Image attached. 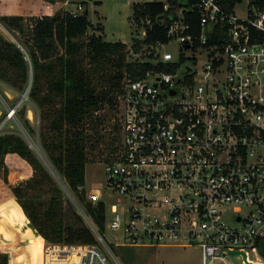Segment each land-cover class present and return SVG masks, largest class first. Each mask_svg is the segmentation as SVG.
Returning a JSON list of instances; mask_svg holds the SVG:
<instances>
[{
	"label": "built area",
	"instance_id": "built-area-1",
	"mask_svg": "<svg viewBox=\"0 0 264 264\" xmlns=\"http://www.w3.org/2000/svg\"><path fill=\"white\" fill-rule=\"evenodd\" d=\"M171 7L167 1L158 20L171 40L143 46L165 68L122 81L115 104L121 135L104 163L103 190L87 192L95 208L105 204V228L121 238L108 241L81 207L96 243L56 244L71 253L83 247L80 264H123L114 245H194L202 264H264L257 245L264 235V7L248 0L241 16L236 6L199 0V37L186 33L184 8ZM217 25L226 44L209 43ZM175 42L177 53L164 49ZM141 55L129 49L131 59ZM60 256L50 264H71Z\"/></svg>",
	"mask_w": 264,
	"mask_h": 264
},
{
	"label": "trees",
	"instance_id": "trees-1",
	"mask_svg": "<svg viewBox=\"0 0 264 264\" xmlns=\"http://www.w3.org/2000/svg\"><path fill=\"white\" fill-rule=\"evenodd\" d=\"M167 1L172 4V12L184 8V20L189 25L186 33L198 37L201 35V16L197 8H193L199 0L135 2L134 18L137 24L146 30L145 37L136 40L133 45L137 52H140L144 45L168 43L171 40L169 28L158 21L160 16L166 15L164 4ZM220 1L231 11L243 0ZM49 4L51 5L52 1H49ZM250 4L264 7V0H250ZM3 20L21 33L23 47L0 34V80L24 92L31 78L30 98L41 109L43 120L49 124L48 130L43 134L44 149L54 168L77 190L79 185L86 182L88 145L94 148L95 143L103 138L101 134L100 138L92 139L88 132L90 129L98 131L93 117L100 104L103 101L116 104L114 94L121 90L125 78H142L149 70H162L165 65L153 63L156 57L150 47L145 50L151 51L147 54V59L133 60L129 57L126 42L107 41L101 35L95 34L87 41L80 40L91 26L88 9L76 15L68 10L53 15L43 14L36 18L33 29L29 32L25 31L20 18L16 16H3ZM227 42L228 36L224 28L221 25L215 26L209 43ZM24 47L31 60L33 77ZM85 61L89 63L90 68L85 66ZM98 70L107 74L106 85L100 88L95 83ZM116 126L115 128H118ZM110 145L111 151L114 152L113 142ZM20 176L26 179L23 183L15 184ZM48 180L54 184L45 166L20 135H0V213L7 216L6 208L13 201L5 204L3 201L6 199L15 198L20 202V209L25 212L21 214L25 222L23 226L26 225L28 217L38 234L49 242L43 244L41 236L31 239L35 249L34 255L39 262L44 256L45 264H48L49 247L69 248L56 243H96L95 235L82 216L76 214L75 224H66L60 187L53 188L47 205L39 194L33 195L31 191L35 190L36 186L42 187ZM80 196L84 197L83 194ZM86 206L88 213L104 232L105 204L100 203L96 208L91 203ZM13 213H17V209L10 210V216L6 217L10 224ZM4 230V225L0 223V232ZM27 232H31V229L28 228ZM257 245L264 258V235L257 239ZM79 248L82 247L73 249ZM0 264H9L8 252L0 251ZM10 264H16L14 259Z\"/></svg>",
	"mask_w": 264,
	"mask_h": 264
},
{
	"label": "rangeland",
	"instance_id": "rangeland-1",
	"mask_svg": "<svg viewBox=\"0 0 264 264\" xmlns=\"http://www.w3.org/2000/svg\"><path fill=\"white\" fill-rule=\"evenodd\" d=\"M52 1V4H49ZM147 0H0V34L6 39L17 42L22 46V35L17 29L8 26L3 16H16L20 18V23L26 32L33 29L34 22L38 16L43 14L53 15L68 10L77 14L83 13L86 9L89 10V19L91 26L87 33L80 40L87 41L92 35H101L107 41H123L127 43L128 49H134L133 45L136 40L144 36L143 26H139L134 18L133 4L135 2L143 3ZM79 4L82 9H79ZM235 10L237 14L245 16L248 10V0L236 4ZM23 47V46H22ZM164 49L172 50L177 53L179 51V43H169L164 46ZM26 53V57L30 66L31 77H33V68L30 57ZM146 49H143L139 60L147 59ZM84 54V50L82 52ZM147 53V54H146ZM82 54V55H83ZM87 68L90 65L87 61L84 62ZM107 74H103L102 70L96 71L95 83L97 86L103 87L106 85ZM33 79V78H32ZM46 84V83H45ZM46 86V85H45ZM31 78L26 91L22 92L12 87L10 84L0 80V127L1 133H15L20 135L29 145L33 153L45 166L48 174L53 178V182L49 180L42 187L36 186L31 192L33 195L39 194L47 205L52 197V191L55 186L61 188V196L64 202L65 222L67 225L75 224V215L82 216L84 222L90 227V223L84 217L81 207L87 208V204L91 203V199L87 196V192L103 190L104 184V163L113 154L110 143L113 142V147H116L117 141L120 138V129L115 128L117 124L116 105H112L109 101H103L100 104L98 111L93 117L94 124L98 131L89 130L92 139L100 138L92 148L88 145L87 152L89 162L86 168V182L84 197H80L79 192L70 186L68 180L54 168L48 157V153L43 146V134L49 128L48 122L43 120L41 109L30 98ZM117 93L114 94L115 100ZM26 94V98L23 96ZM24 98V99H23ZM17 108L16 114L9 119L8 113L11 109ZM29 110L33 112V116L29 117ZM88 126V123H87ZM116 126V127H117ZM26 177L20 176L15 184L23 183ZM67 189V190H66ZM13 201V202H11ZM7 216L0 213V223L4 225V232H0V251L9 253V264L14 259L16 264H45V258L42 256L41 262L34 255V247L31 239L41 236L43 244L49 243L45 238L38 234L37 230L31 225V221L27 217V223L21 218V214H25L23 209H20V202L15 198H9L3 201L7 204ZM17 209V213L12 214L11 224L7 218L10 216V210ZM29 220V221H28ZM6 221V222H4ZM28 228L31 232H27ZM105 237L108 241L120 240L121 233L117 234L111 229L105 228ZM52 243V242H50ZM98 244L102 247L103 242ZM53 246V244H51ZM69 248L49 247L48 249V264L51 263L53 254L61 255L60 258L67 259L72 263L74 257H78V263L83 259L82 248L73 249L72 253L67 252ZM113 252L123 264H202V251L197 246H149V247H132L127 245H114ZM64 252V253H63ZM63 253V255H62ZM240 252L234 251L230 255H236Z\"/></svg>",
	"mask_w": 264,
	"mask_h": 264
},
{
	"label": "bare ground",
	"instance_id": "bare-ground-1",
	"mask_svg": "<svg viewBox=\"0 0 264 264\" xmlns=\"http://www.w3.org/2000/svg\"><path fill=\"white\" fill-rule=\"evenodd\" d=\"M32 116H33V112L31 110H29V117H32ZM78 260H79L78 257H74L71 264H79Z\"/></svg>",
	"mask_w": 264,
	"mask_h": 264
},
{
	"label": "water",
	"instance_id": "water-1",
	"mask_svg": "<svg viewBox=\"0 0 264 264\" xmlns=\"http://www.w3.org/2000/svg\"><path fill=\"white\" fill-rule=\"evenodd\" d=\"M162 17V16H161ZM29 90L26 91V94H28ZM26 94H24L23 96L26 98ZM24 99V98H23Z\"/></svg>",
	"mask_w": 264,
	"mask_h": 264
}]
</instances>
